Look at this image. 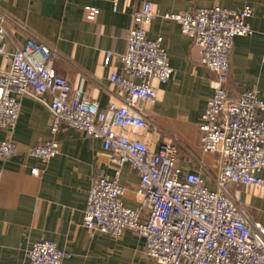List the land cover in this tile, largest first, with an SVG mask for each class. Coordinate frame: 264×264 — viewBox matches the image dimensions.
<instances>
[{"label":"built area","instance_id":"1","mask_svg":"<svg viewBox=\"0 0 264 264\" xmlns=\"http://www.w3.org/2000/svg\"><path fill=\"white\" fill-rule=\"evenodd\" d=\"M94 21L97 7H86ZM253 9L215 6L193 13H160L146 2L133 15L124 54L107 52L104 65L114 67L109 82L121 104L104 109L83 89L72 87L57 75L55 51L30 35L25 45L8 51L7 17L0 14V129L14 131L22 101L51 97L47 104L54 137L62 129L82 138L102 141L111 154L114 177L94 179L84 213V227L91 234L120 238L130 231L144 240L145 253L158 264H264V228L230 193V186L264 190V99L246 91L233 101L227 93L230 58L237 37L253 35ZM157 19L173 21L200 51L201 65L214 73L213 96L201 115L204 154H220L224 166L209 183L201 172H184L179 151L171 142L153 151L145 135L153 129L144 110L158 99L156 84L175 76L162 37L151 39L146 27ZM20 151L12 139L0 143V158L11 159ZM31 158L49 163L61 154L55 139L26 149ZM131 166L139 177L135 191L139 208L123 203L127 189L120 183L122 170ZM39 169L32 170L39 175ZM29 264H64L72 255L56 243L38 241L27 254Z\"/></svg>","mask_w":264,"mask_h":264},{"label":"crops","instance_id":"2","mask_svg":"<svg viewBox=\"0 0 264 264\" xmlns=\"http://www.w3.org/2000/svg\"><path fill=\"white\" fill-rule=\"evenodd\" d=\"M149 2L160 13H193L199 8L250 6L253 35L234 40L227 93L236 101L246 91L264 99V0H0V14L7 17L8 51L27 42L30 35L56 53L53 68L72 87L82 86L101 109L121 104L109 74L120 69L104 65L107 52L124 54L133 15ZM97 7L94 21L86 19V7ZM148 37H162L174 78L156 84L158 99L144 113L152 123L145 139L153 151L171 142L179 151L184 172L198 171L209 183L219 176L224 158L201 149V115L213 96L216 76L200 63V51L173 21L157 19L146 27ZM3 59L0 56V67ZM48 94L22 101L14 131L0 129V143L14 140L20 148L11 159L0 158V264H29L28 250L38 241H51L72 255L64 264H158L145 253L144 240L127 231L120 238L91 234L84 227V213L95 178L114 177L111 154L102 141L84 139L72 129L50 133ZM55 139L61 154L49 163L28 157L24 151ZM39 175H33V169ZM264 179V172L262 173ZM120 183L127 189L123 203L139 208V177L127 165ZM230 193L264 228V190L230 186Z\"/></svg>","mask_w":264,"mask_h":264}]
</instances>
